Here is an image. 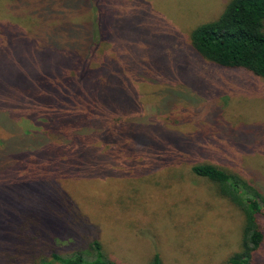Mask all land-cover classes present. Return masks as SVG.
Here are the masks:
<instances>
[{
	"label": "rangeland",
	"instance_id": "obj_1",
	"mask_svg": "<svg viewBox=\"0 0 264 264\" xmlns=\"http://www.w3.org/2000/svg\"><path fill=\"white\" fill-rule=\"evenodd\" d=\"M229 1L0 0V264H39L93 240L116 264H149L154 254L162 264H223L239 250L241 214L190 172L212 164L264 195V78L191 47L193 29ZM90 39L85 83L77 54ZM32 77L57 90V118L80 104L75 85L89 90L84 104L100 108L92 126L44 142ZM118 116L127 130L114 149L98 119ZM37 137L53 155L39 151L36 162L25 149L18 165L12 143ZM251 264H264V239Z\"/></svg>",
	"mask_w": 264,
	"mask_h": 264
},
{
	"label": "trees",
	"instance_id": "obj_2",
	"mask_svg": "<svg viewBox=\"0 0 264 264\" xmlns=\"http://www.w3.org/2000/svg\"><path fill=\"white\" fill-rule=\"evenodd\" d=\"M84 36L83 30H81ZM64 33L66 31L64 30ZM102 40V33L99 41ZM89 41V42H88ZM86 45L80 43V53L77 54V60L82 63V77L78 79L80 82L90 83L92 61L89 56L92 39L88 40ZM97 42L95 50L101 47V43ZM99 43V44H98ZM93 46V45H92ZM191 47L203 59L216 64L220 67L229 69L246 70L257 77L264 78V0H230L220 15L213 21L201 24L193 29L191 33ZM77 62V61H76ZM33 78V77H32ZM47 77H35L32 79L29 97L38 104H32L34 107L42 110L47 122V131L43 134V141L47 142L49 136H70L73 127L92 126L93 117L98 109L93 106L94 99L87 100L84 104L85 95L89 90H84L80 85H75L72 98L80 104H73L71 109L65 110L59 108V117H55V110L51 104H55L58 95L55 87L49 86ZM73 78L69 77L68 81ZM22 81V78H19ZM36 82V84H34ZM42 87L46 93L42 96L35 88ZM104 116V115H103ZM102 123V131L108 140L116 142V148L119 149V139L126 134V124L123 117H115L113 120L107 118H99ZM83 125V126H84ZM19 142L12 144L16 147V159L19 160L18 165L23 164L19 155L30 152L36 162H41L37 152L45 151L50 154L52 150H38L37 147H43L44 142H40L39 137L32 139L19 138ZM31 143L28 146L27 143ZM37 142L39 144L37 145ZM10 145V144H9ZM14 146L8 149L13 151ZM108 151L110 148L107 144ZM41 149V148H40ZM25 154V153H24ZM53 155V152H52ZM48 159V158H47ZM0 169L6 170L2 165ZM31 172V167L28 169ZM34 171V170H33ZM191 174L196 178L208 182L215 186L217 194L226 200L233 208H235L242 216L243 225L241 231L240 248L234 252L223 264H251L253 254L261 246L264 236L258 217L264 218V195L251 183L243 179L241 176L227 172L219 167L208 163H200L192 165ZM31 176H35L31 172ZM31 178L30 181H33ZM22 205V202L18 203ZM26 208L23 207L18 213H22ZM15 219V216L11 214ZM18 222V221H17ZM16 222V223H17ZM18 224V223H17ZM35 225L32 221H21L19 223V231L28 229ZM39 264H116L110 259L103 250L102 244L97 241H91L86 250L74 251L68 255L50 253L49 259L41 260ZM149 264H162L158 254L151 257Z\"/></svg>",
	"mask_w": 264,
	"mask_h": 264
}]
</instances>
